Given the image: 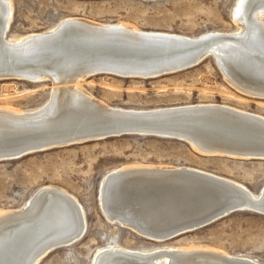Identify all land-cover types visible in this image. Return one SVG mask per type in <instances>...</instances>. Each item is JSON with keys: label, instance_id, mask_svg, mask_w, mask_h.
Wrapping results in <instances>:
<instances>
[{"label": "bare ground", "instance_id": "6f19581e", "mask_svg": "<svg viewBox=\"0 0 264 264\" xmlns=\"http://www.w3.org/2000/svg\"><path fill=\"white\" fill-rule=\"evenodd\" d=\"M10 17V0H0V79H47L52 89L47 100L31 110L0 105V160L113 137L129 127L140 134L187 141L204 155L264 159L263 115L216 103L113 107L80 86L98 72L140 78L178 72L210 53L232 87L264 98V0H236L231 13L235 30L195 37L140 30L122 21L104 23L69 16L49 30L6 40ZM131 181L138 183L133 193L128 187ZM98 202L110 222L162 240L232 211L264 214V185L255 195L237 181L201 169L132 164L102 177ZM46 218L52 219L45 222ZM84 232L85 220L76 198L59 187L42 186L21 207L0 211V264H38L54 245L68 246ZM161 262L259 264L202 246L143 250L117 245L97 249L91 264Z\"/></svg>", "mask_w": 264, "mask_h": 264}, {"label": "rangeland", "instance_id": "374dc122", "mask_svg": "<svg viewBox=\"0 0 264 264\" xmlns=\"http://www.w3.org/2000/svg\"><path fill=\"white\" fill-rule=\"evenodd\" d=\"M5 39L46 31L65 17L126 22L140 30L195 37L237 27L236 0H10ZM209 54L200 63L154 78L95 73L81 88L109 106L152 109L196 103L226 104L264 116V98L242 94L225 79ZM166 86V87H165ZM50 80L0 79V105L31 110L50 95ZM243 98V99H242ZM256 101V102H255ZM261 101V102H260ZM189 166L243 184L257 195L264 185V159L204 155L184 140L147 134H120L57 145L18 158L0 160V211L21 207L40 187L53 185L81 206L85 232L68 246L51 249L38 264H91L97 249L117 245L149 250L202 246L264 264V214L236 210L165 241L152 240L119 222H110L98 202V188L109 171L125 165ZM123 226V227H122ZM135 232V233H134ZM160 264H164L161 262Z\"/></svg>", "mask_w": 264, "mask_h": 264}, {"label": "water", "instance_id": "95a60500", "mask_svg": "<svg viewBox=\"0 0 264 264\" xmlns=\"http://www.w3.org/2000/svg\"><path fill=\"white\" fill-rule=\"evenodd\" d=\"M197 43H199V42H197ZM210 54V53H209ZM208 54V55H209ZM133 127V126H132ZM121 132H119L120 134H140V132L138 131V130H136V129H131V127H129V129H123V130H120ZM119 134V135H120ZM131 186H129L128 185V187H130V191L132 192V190L134 189V188H136V186H137V181H131ZM133 193V192H132ZM222 215H218V216H216V217H214L213 219H210V220H208V221H206V222H204V223H202V224H199V225H197V226H195V228H192V229H187V230H181V231H178V232H174V233H171V234H169L168 236L166 235L165 237H163V238H161L162 240H159V241H165V240H168V239H170V238H173L174 236H176V235H178V234H182V233H184V232H186V231H189V230H193V229H197V228H200V227H203V226H205V225H207V224H209V223H211L212 221H214V220H216V219H218L219 217H221ZM48 218H46L45 219V222H47V221H49V220H51L52 218H49L48 220H47ZM44 222V223H45ZM145 222H147V224H151L148 220H145ZM158 227H164V225L163 226H160V225H158ZM150 228H152V227H150ZM160 228V229H161ZM153 229V228H152ZM149 230V229H148ZM156 230H159V229H156ZM149 239H152V240H155V238H150V237H148ZM58 244H56V245H54L53 247L55 248L56 246H57Z\"/></svg>", "mask_w": 264, "mask_h": 264}]
</instances>
